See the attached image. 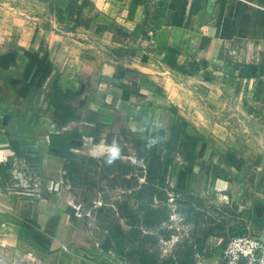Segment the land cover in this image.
<instances>
[{
  "label": "crops",
  "instance_id": "obj_1",
  "mask_svg": "<svg viewBox=\"0 0 264 264\" xmlns=\"http://www.w3.org/2000/svg\"><path fill=\"white\" fill-rule=\"evenodd\" d=\"M173 3L0 0V173L8 180L19 157L46 181L0 193V264H128L63 196L70 168L104 157L109 140L146 146L158 136L154 144L171 146L179 131L200 145L195 159L191 144L176 152L171 176L209 216L188 250L148 264H226L234 233L264 236V74L238 70L264 67V0ZM169 47L199 74L165 64ZM229 151L240 169L226 163Z\"/></svg>",
  "mask_w": 264,
  "mask_h": 264
},
{
  "label": "rangeland",
  "instance_id": "obj_2",
  "mask_svg": "<svg viewBox=\"0 0 264 264\" xmlns=\"http://www.w3.org/2000/svg\"><path fill=\"white\" fill-rule=\"evenodd\" d=\"M181 135L175 133L171 146L164 141L126 146L109 140L104 157L91 160L80 156L78 164L70 168V191H63V196L96 235L101 234L105 245L128 264H148L156 256L177 250L184 253L201 223L208 219L196 198L182 194L171 176L179 151L174 140L187 142ZM114 150L117 155L108 164ZM23 168L28 184L18 188L44 187L41 169L29 162ZM252 173L249 180L254 177Z\"/></svg>",
  "mask_w": 264,
  "mask_h": 264
},
{
  "label": "built area",
  "instance_id": "obj_3",
  "mask_svg": "<svg viewBox=\"0 0 264 264\" xmlns=\"http://www.w3.org/2000/svg\"><path fill=\"white\" fill-rule=\"evenodd\" d=\"M155 31H149L147 37L153 38ZM132 136L124 135L120 141H131ZM24 158L15 157L8 180L3 178L0 173V193L3 189L13 191L20 184H28L25 172H21L23 166L27 165ZM2 181H5L4 185ZM226 264H264V236L255 234L251 231L230 236L224 250Z\"/></svg>",
  "mask_w": 264,
  "mask_h": 264
},
{
  "label": "trees",
  "instance_id": "obj_4",
  "mask_svg": "<svg viewBox=\"0 0 264 264\" xmlns=\"http://www.w3.org/2000/svg\"><path fill=\"white\" fill-rule=\"evenodd\" d=\"M184 2L181 6V8L183 9L184 6H185V3H186V0H174V3L171 5V7L173 9H175V7L177 5H175L176 3H179V2ZM184 11V10H182ZM259 14L261 13V16L259 17V21L262 20V16H264V13L262 14V12H258ZM56 14L58 16L59 19H61L62 17V9L60 7H56ZM173 25H176V26H181L182 25V20L180 19H175V20H172L171 22ZM262 24H260L261 26ZM144 26H140L136 29V31L138 32H141V34L145 35L144 33ZM227 27V26H225ZM232 35H226L225 33L223 32H220V38H231ZM181 54V51L175 47H169L167 48L166 50V54H165V57H164V63L167 64L170 68L174 69V70H178L186 75H189V76H197L201 70V67L199 65L198 62L196 61H191L189 63V65H186V67H183V66H180L179 62H178V58ZM239 72H240V77L241 78H245V79H253V78H260L261 76H263L264 74V67L263 66H257V65H254V64H251V65H243L241 68L238 69ZM263 124H264V121H263ZM183 133L184 136H186V139H187V142L186 141H179V143H177L178 141L174 140V143L176 145V147L178 148V150L182 151L184 149H186L188 146H190V144L192 145V148H193V156H192V159H195L196 158V152L199 148V140L189 136L188 134L184 133L183 131H179V136H182L181 134ZM174 134H172V139H174ZM158 137V136H157ZM157 137L156 136H151L152 140L154 141V143L157 142ZM179 144V145H178ZM167 146H170V145H167ZM225 161L226 163L231 166L232 168H235V169H240L243 165H244V159H242L241 157L238 156V154L235 152V151H229L226 155H225ZM259 208L260 207H257L256 210H255V214L258 216V215H261V211H259ZM238 233H234V235H236ZM233 236V235H232ZM229 239V238H228ZM36 242L39 246H41V240H40V237L39 235L36 236Z\"/></svg>",
  "mask_w": 264,
  "mask_h": 264
},
{
  "label": "clouds",
  "instance_id": "obj_5",
  "mask_svg": "<svg viewBox=\"0 0 264 264\" xmlns=\"http://www.w3.org/2000/svg\"><path fill=\"white\" fill-rule=\"evenodd\" d=\"M117 155L116 151L114 150L112 155L109 157V159L107 160L108 164H111L115 158V156Z\"/></svg>",
  "mask_w": 264,
  "mask_h": 264
},
{
  "label": "bare ground",
  "instance_id": "obj_6",
  "mask_svg": "<svg viewBox=\"0 0 264 264\" xmlns=\"http://www.w3.org/2000/svg\"><path fill=\"white\" fill-rule=\"evenodd\" d=\"M103 149V148H102Z\"/></svg>",
  "mask_w": 264,
  "mask_h": 264
}]
</instances>
